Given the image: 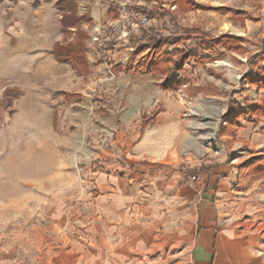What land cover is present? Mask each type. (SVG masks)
<instances>
[{
  "label": "rangeland",
  "instance_id": "obj_1",
  "mask_svg": "<svg viewBox=\"0 0 264 264\" xmlns=\"http://www.w3.org/2000/svg\"><path fill=\"white\" fill-rule=\"evenodd\" d=\"M0 1V13L16 7V2ZM76 2L79 17L93 22L62 34L60 44L80 42L88 70H73L75 91L55 99L53 126L40 131L45 144L34 143L40 136L31 131L27 138L32 144L16 148V179L8 186H24L18 152L27 151L26 173L34 179L37 195L30 209L5 216L18 219L23 235H32L50 228L49 209L55 211L63 202L67 225L61 232L85 233L91 222L83 221L75 204L83 194H94L84 174L88 151L115 148L120 151L117 160L127 163V146H122L127 137L134 138L133 148L143 142L154 155L166 152V159L181 162L190 176L203 178L202 167L197 172L203 162L231 160L240 172L234 189L246 205L264 207V85L250 79L264 67L256 57L264 50V0ZM124 4L132 20L141 13L148 22L136 38L107 40L98 27L119 21ZM226 35L244 38L245 53L220 51L213 41ZM182 52L191 59L182 73H171ZM169 76L183 86L166 88ZM44 117L40 114L38 119L44 122ZM13 135L20 139V134ZM78 221L88 225L79 227Z\"/></svg>",
  "mask_w": 264,
  "mask_h": 264
},
{
  "label": "crops",
  "instance_id": "obj_2",
  "mask_svg": "<svg viewBox=\"0 0 264 264\" xmlns=\"http://www.w3.org/2000/svg\"><path fill=\"white\" fill-rule=\"evenodd\" d=\"M6 1L16 7L0 13V264H264V207L251 208L234 189L240 172L231 160L198 165L206 187L200 195L181 162L154 155L143 142L133 148V137L123 141L124 164L115 148L88 151L84 174L94 194L75 204L91 222L85 233L61 232V202L49 209V229L22 234L18 219L5 214L30 209L37 193L27 151L17 163L24 186H8L16 179V148L32 144L31 131L40 136L34 143L45 144L40 131L53 126L55 99L75 91L76 75L53 56L63 38L57 4Z\"/></svg>",
  "mask_w": 264,
  "mask_h": 264
},
{
  "label": "trees",
  "instance_id": "obj_3",
  "mask_svg": "<svg viewBox=\"0 0 264 264\" xmlns=\"http://www.w3.org/2000/svg\"><path fill=\"white\" fill-rule=\"evenodd\" d=\"M59 11L61 12V29L62 34H67L71 32L72 29H75L78 32V26H81L82 23L87 22L92 24L93 20L90 18L79 17L77 14V2L76 0H62L57 4ZM149 14L146 12V15ZM144 38H147V34H143ZM214 45L225 53H245L243 44L246 42L244 38H239L231 35L221 36L219 38L214 39ZM160 47H162L163 42L158 41ZM158 48V44H156ZM159 47V48H160ZM178 62L175 63L173 68H171V73H182L187 65L188 61L191 59V55L186 52H182L179 54ZM54 58L60 64H68L70 67L75 70L77 73H85L88 70V61L84 56L83 45L80 42L73 44L69 42H63V44L57 43L54 51ZM256 57L261 60L260 64L264 63V50L262 53L257 54ZM171 58L168 57V60ZM172 61V60H171ZM252 82H260L264 85V67L261 68L260 72L257 75H253L250 77ZM166 88H173L174 90L178 89V87H182L183 84L176 82L170 76L167 79Z\"/></svg>",
  "mask_w": 264,
  "mask_h": 264
},
{
  "label": "built area",
  "instance_id": "obj_4",
  "mask_svg": "<svg viewBox=\"0 0 264 264\" xmlns=\"http://www.w3.org/2000/svg\"><path fill=\"white\" fill-rule=\"evenodd\" d=\"M107 0H99V5L106 3ZM122 15L119 21L116 23H103L99 28L100 33H105L107 40H111V38H114L117 42H121L123 39L130 37H137L142 31V27L147 24L148 19L144 14H137L136 17H134V20H132V14L127 9V4H124L122 6ZM99 40L97 39L96 42ZM112 74V72H111ZM113 75V74H112ZM108 142V139H105L102 142V146ZM77 165L81 164L80 161H76ZM190 180L198 187L199 194L202 195V193L205 191L206 187L204 186V180L200 176L191 175ZM75 224H79V227H84V225H88L85 222L78 221ZM147 264V263H144Z\"/></svg>",
  "mask_w": 264,
  "mask_h": 264
}]
</instances>
